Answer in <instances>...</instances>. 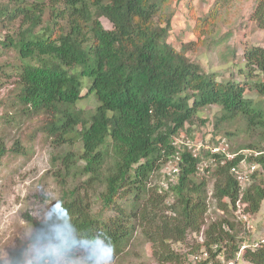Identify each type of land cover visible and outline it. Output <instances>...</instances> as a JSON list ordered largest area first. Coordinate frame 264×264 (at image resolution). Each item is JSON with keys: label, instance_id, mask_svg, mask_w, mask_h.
<instances>
[{"label": "trees", "instance_id": "16d2710c", "mask_svg": "<svg viewBox=\"0 0 264 264\" xmlns=\"http://www.w3.org/2000/svg\"><path fill=\"white\" fill-rule=\"evenodd\" d=\"M172 1L0 0V84L13 85L6 124L37 115L56 147L68 146L64 164L84 177L82 189L105 183L101 199L114 214L93 215L71 193L53 215L31 219L32 245L66 251L90 248L98 238L116 247L134 230L130 220H135L150 227L157 264H186L188 253L172 244L186 242L189 233L204 236L207 256L198 264L221 263L216 261L221 255L224 262L264 264V241L240 253V233L247 227L235 219L238 202L244 213L260 211L264 153L234 151L236 156L227 158L205 147L194 153L176 139L210 105L221 107L220 120H244L247 137L259 129L264 136V108L245 94L251 86L264 96V47L245 49L242 79L218 80L187 56L185 45L177 49L169 41ZM213 18L212 12L196 17L194 32L205 35ZM250 19L264 28V0H257ZM88 98L96 101L91 110L83 106ZM4 132L0 166L9 152L26 153L20 139L9 148ZM256 140L241 148L264 152L262 139ZM243 159L262 167L245 186L232 172ZM164 164L177 171L162 174ZM211 181L223 215L205 226Z\"/></svg>", "mask_w": 264, "mask_h": 264}, {"label": "rangeland", "instance_id": "374dc122", "mask_svg": "<svg viewBox=\"0 0 264 264\" xmlns=\"http://www.w3.org/2000/svg\"><path fill=\"white\" fill-rule=\"evenodd\" d=\"M256 2L257 0H173L167 7V12L174 13L169 41L177 49H183L185 45L187 56L199 63L205 71L215 73L218 80L242 79L240 69L245 63L243 56L245 49L254 45L264 47V28H260L250 19ZM211 12L214 13L213 23L207 27L205 35L200 37L194 32V19L205 17ZM101 21L106 28H111V23L106 18H101ZM203 23L200 21V26ZM250 87L246 89V96L257 106L264 108V96ZM12 88L11 82L0 84V130L5 128L4 134L9 138L7 144L9 148L13 147L15 140L20 139L26 153L9 152L0 166V264H24L28 259L25 249L27 248L29 252L34 250L30 241L33 233L31 219H46L53 215L61 201L69 199L71 193H77L76 195L83 199L84 205L87 207L89 205L87 209L91 214L101 216L103 219L114 215L110 209L104 207L101 199L105 183L98 182L90 189L88 187L82 189L81 182L84 177L80 174H71L76 173L75 170L69 173L64 164L68 146L64 145L58 149L53 139L47 137L40 129V118L37 115L24 116L23 120L14 123L13 126L6 124L5 113L10 108L8 98H11L9 94ZM95 103L94 98H88L83 106L91 110ZM14 110L15 108L12 112ZM222 113L221 107L217 105L201 109L199 118H194L193 124H186L176 137L177 141L180 143L190 141L194 148L200 143L211 147L222 145L226 147V153L240 151L246 155H256L252 148L241 147L243 144L251 145L255 141H260L256 139H262L264 144L263 131L259 129L249 138L245 132L244 120L239 117L231 121L220 120ZM216 140L217 143L214 142ZM246 162L249 163L247 160ZM83 165V160L79 161L77 169ZM172 167L164 164L161 173L170 174L171 170L173 171ZM256 169L262 167L257 166ZM246 184L245 182L242 185ZM209 185V210L205 226L223 215L212 195L213 181ZM131 200L132 197L129 202H125L128 214L133 210ZM138 204L134 203L136 206ZM236 209L235 219L241 220L243 227L244 224L247 227L240 233L243 244L254 246L263 242L264 201L260 211L254 215L244 213L242 202L237 203ZM130 222L134 230L116 247L109 245L107 241L101 243V248L109 257L104 264H157L150 227L144 223L138 224L135 220ZM203 240V234L189 233L186 242L173 243L172 246L181 253H188L186 264H198L197 260L205 257ZM199 243L202 249H199V253H194L195 246L200 245ZM39 248L48 255L63 254L62 259L66 260V264H92L88 247L77 246L66 251L53 249L50 252L48 247ZM218 260L221 262L218 264H226L222 262V255L216 258V261ZM229 262L235 264L233 261ZM240 264L249 263L240 261Z\"/></svg>", "mask_w": 264, "mask_h": 264}, {"label": "clouds", "instance_id": "9594fccd", "mask_svg": "<svg viewBox=\"0 0 264 264\" xmlns=\"http://www.w3.org/2000/svg\"><path fill=\"white\" fill-rule=\"evenodd\" d=\"M101 243L102 241L98 238L93 239L91 242L89 257L92 260V264H104V262L109 259L108 253L101 248ZM32 247L34 250L31 252H29L27 248L25 249V255L28 259L24 264H66V260L62 259L63 254L48 255L41 252L38 245H33Z\"/></svg>", "mask_w": 264, "mask_h": 264}, {"label": "built area", "instance_id": "2783aa9c", "mask_svg": "<svg viewBox=\"0 0 264 264\" xmlns=\"http://www.w3.org/2000/svg\"><path fill=\"white\" fill-rule=\"evenodd\" d=\"M186 144L187 145H189V147L192 149V151L194 152V153H197V151L199 150V149H201V147H205V148H207V149H209L210 148V150L213 152V153H216V152H222V153H224L226 156H227V158H233V157H235L236 156V153H233V154H230V153H226V151H225V149H226V147H224V146H222V145H218V146H214V147H211V146H205V145H203L202 143H200V144H197L196 145V148H194V146L193 145H191L190 144V141H186ZM262 153H264V152H259V151H256L255 152V156H257V155H259V154H262ZM244 165H245V168H244ZM258 166V164L257 163H247L246 162V159H243L241 162H240V164H239V166H234V167H232V172L235 174V176H236V178H237V180L241 183V184H243V183H245V182H248L249 180H250V175L252 174V172L254 171V170H256V167ZM174 171H177V168L175 167V168H173V172ZM249 245H243L242 247H241V251H240V253H242V250H244L246 247H248ZM205 257L207 256V253L205 252ZM198 256H195V258H197ZM200 257H202V256H200ZM224 262V261H223ZM234 262V261H233ZM224 263H226V264H233V263H231V262H224Z\"/></svg>", "mask_w": 264, "mask_h": 264}, {"label": "snow or ice", "instance_id": "6c2138e0", "mask_svg": "<svg viewBox=\"0 0 264 264\" xmlns=\"http://www.w3.org/2000/svg\"><path fill=\"white\" fill-rule=\"evenodd\" d=\"M60 215H64L63 213H60Z\"/></svg>", "mask_w": 264, "mask_h": 264}]
</instances>
